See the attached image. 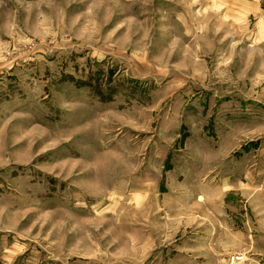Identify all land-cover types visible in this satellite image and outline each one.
<instances>
[{
  "label": "rangeland",
  "instance_id": "1",
  "mask_svg": "<svg viewBox=\"0 0 264 264\" xmlns=\"http://www.w3.org/2000/svg\"><path fill=\"white\" fill-rule=\"evenodd\" d=\"M250 28L206 0H0V264H264Z\"/></svg>",
  "mask_w": 264,
  "mask_h": 264
},
{
  "label": "crops",
  "instance_id": "2",
  "mask_svg": "<svg viewBox=\"0 0 264 264\" xmlns=\"http://www.w3.org/2000/svg\"><path fill=\"white\" fill-rule=\"evenodd\" d=\"M210 7L218 10H224V18L237 23H249L256 38L264 39V0H206ZM252 33V32H251ZM249 203V202H248ZM247 203V204H248ZM243 214H241L242 216ZM242 242V240H240ZM194 245H199L198 241L193 242ZM202 248L199 252L209 256V249L202 240ZM245 247H252V241H247ZM204 246V248H203ZM241 244L239 248H241ZM243 247V246H242ZM196 251H198L196 249ZM257 254V252H256ZM252 264V263H250ZM255 264V263H253Z\"/></svg>",
  "mask_w": 264,
  "mask_h": 264
},
{
  "label": "built area",
  "instance_id": "3",
  "mask_svg": "<svg viewBox=\"0 0 264 264\" xmlns=\"http://www.w3.org/2000/svg\"><path fill=\"white\" fill-rule=\"evenodd\" d=\"M241 259H242V257L239 255L232 256L230 258V262H231V264H237Z\"/></svg>",
  "mask_w": 264,
  "mask_h": 264
}]
</instances>
